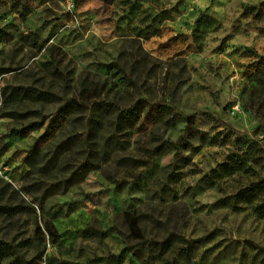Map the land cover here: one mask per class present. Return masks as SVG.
Segmentation results:
<instances>
[{
	"label": "rangeland",
	"instance_id": "1",
	"mask_svg": "<svg viewBox=\"0 0 264 264\" xmlns=\"http://www.w3.org/2000/svg\"><path fill=\"white\" fill-rule=\"evenodd\" d=\"M63 1L0 0V264H264V0Z\"/></svg>",
	"mask_w": 264,
	"mask_h": 264
},
{
	"label": "trees",
	"instance_id": "2",
	"mask_svg": "<svg viewBox=\"0 0 264 264\" xmlns=\"http://www.w3.org/2000/svg\"><path fill=\"white\" fill-rule=\"evenodd\" d=\"M15 91H16V93H15L16 95L21 94L19 90H16L15 89ZM24 94L26 96H28V97H32V98L35 97L34 96V93L33 92H30V91L24 92ZM39 97H41V96H39ZM74 174H76V173L74 172ZM48 191H50V190L48 189ZM28 195L31 196V199L34 202H37L40 205L41 202H42V200L45 197H48L49 196V193L44 192V193L41 194V196H34L32 193H29ZM50 195H51V193H50ZM14 211H17V208L16 207H14L12 205H8V204L1 203L0 202V216H5V215L6 216H9V215H12ZM47 231H50V230H47ZM177 239L181 243H186L185 239L182 238L181 236L180 237L178 236Z\"/></svg>",
	"mask_w": 264,
	"mask_h": 264
},
{
	"label": "built area",
	"instance_id": "3",
	"mask_svg": "<svg viewBox=\"0 0 264 264\" xmlns=\"http://www.w3.org/2000/svg\"><path fill=\"white\" fill-rule=\"evenodd\" d=\"M63 6L65 11L72 16L74 26H77L79 23L77 17L75 16V0H64Z\"/></svg>",
	"mask_w": 264,
	"mask_h": 264
}]
</instances>
